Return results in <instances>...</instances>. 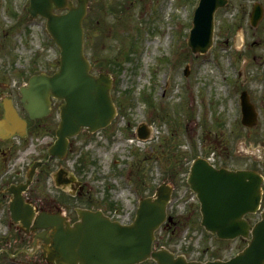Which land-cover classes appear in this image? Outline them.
<instances>
[{
  "label": "rangeland",
  "instance_id": "rangeland-1",
  "mask_svg": "<svg viewBox=\"0 0 264 264\" xmlns=\"http://www.w3.org/2000/svg\"><path fill=\"white\" fill-rule=\"evenodd\" d=\"M255 1L230 0L219 9L213 46L196 54L187 36L198 0H89L83 21L86 54L94 72L111 73L112 94L121 110L117 106L118 114L106 128L83 129L72 137L65 158L50 159L48 148L59 120V102H54L52 112L31 127L29 137L0 140V185L23 179L33 161L42 159L47 162L35 174L27 196L43 203L60 201L72 217L73 205L87 204L126 220L141 196L154 194L168 180L173 185L168 213L178 225L160 227L155 245L194 259L232 255L241 240L223 241L203 228L199 201L186 179L199 153L217 159L230 153L231 164L264 162V16L251 26ZM27 2L0 0V23L13 30V48L22 56L18 63L26 70L27 57L38 50L47 52L56 65L59 48L49 39L45 20L25 14ZM10 6L20 12L11 15ZM6 55L0 53V67L6 65ZM243 89L259 110L253 129L241 123ZM142 121L155 131L150 139L137 141L134 134ZM60 168L74 169L85 180L81 195H70L55 184ZM8 206L9 197L0 192V264H47L40 254L16 253L29 241ZM259 216L248 218L254 222Z\"/></svg>",
  "mask_w": 264,
  "mask_h": 264
},
{
  "label": "water",
  "instance_id": "water-1",
  "mask_svg": "<svg viewBox=\"0 0 264 264\" xmlns=\"http://www.w3.org/2000/svg\"><path fill=\"white\" fill-rule=\"evenodd\" d=\"M229 0H200L194 12L193 27L188 44L194 52H206L213 43L214 14ZM56 7H68L64 14L53 13ZM88 0H31L28 8L32 16L42 14L47 18V28L61 48L59 70L53 75L45 73L30 78L22 89L24 106L32 119L48 115L51 111L50 95L63 99L60 105V122L56 129L57 139L49 148L51 156L64 157L67 153L68 136L77 134L83 126L90 131L107 126L116 115L111 95L112 78L108 72L90 73L91 64L84 54L82 21L87 12ZM263 15V6L256 2L250 14L252 25ZM188 71V70H187ZM243 122H256L257 112L242 95ZM26 119L20 118L11 101H5L4 118L0 120V134L9 137L15 130L24 135ZM4 128V131H2ZM151 131L146 124L139 126V136L148 137ZM36 161L28 173V180L12 185L14 193L10 205L12 217L21 227L30 228L36 209L25 204L23 191L28 189L35 174ZM61 178L59 179V181ZM197 191L203 214L202 224L219 237L238 235L249 237L248 245L236 257L223 264H264V211L262 218L251 226L244 215L254 212L261 199V177L248 170H216L202 159L192 166L188 180ZM171 187L166 183L157 190V197H146L140 202L132 224L113 222L101 211L78 208L80 220L70 225L61 209L41 210L37 213L32 229L51 227L35 235L43 237L45 259L56 264H133L153 256L159 264H217L187 261L182 255L174 257L167 249L152 250L154 231L166 219V205ZM30 228V229H31ZM36 245V242H34Z\"/></svg>",
  "mask_w": 264,
  "mask_h": 264
},
{
  "label": "flooded vegetation",
  "instance_id": "flooded-vegetation-1",
  "mask_svg": "<svg viewBox=\"0 0 264 264\" xmlns=\"http://www.w3.org/2000/svg\"><path fill=\"white\" fill-rule=\"evenodd\" d=\"M2 34L4 35L3 36V39L0 40V42H4V41H8L10 44L8 45V47L10 49H12V36H11V33H10V30H4L3 27H1V24H0V37L2 36ZM49 58H48V54L46 55V57L41 60V63H42V66H45L47 69L49 67V62H48ZM9 63L11 64V67H13L14 65H19V61L14 59L13 57H10L8 59ZM31 60L28 59V62H30ZM30 65H35L34 62H31ZM14 71H18V73H20L22 75V70H17V69H13ZM22 85V80H20V77L18 76H15L13 78H3L1 81H0V117L3 115V112H4V104H3V101L6 97H10L13 99V101L15 102L17 100L18 97H20V86ZM17 103V102H16ZM15 103V104H16ZM18 111L20 112V107L19 105H16ZM71 150V148H70ZM216 165H221V164H216ZM253 166H258V164L254 163ZM0 191H1V188H0ZM3 196H7V194H3ZM25 197H28V196H25ZM31 197V196H29ZM32 201H34V199L31 197L30 198ZM39 208L41 209H46V210H55L56 207H58V204L56 203H53V202H47V203H43L42 201H34ZM65 212L70 216V220H74L76 217H72L66 210ZM73 213V212H72ZM36 232V231H35ZM28 239H30V243L32 244L33 240H34V232H30L29 235H27ZM43 241L42 240H38V244H39V247H37L33 252L32 254L34 253H40L42 254L43 251H42V248H41V244Z\"/></svg>",
  "mask_w": 264,
  "mask_h": 264
}]
</instances>
